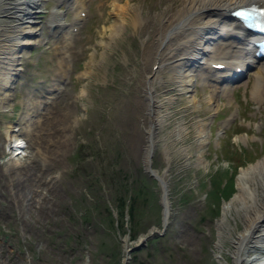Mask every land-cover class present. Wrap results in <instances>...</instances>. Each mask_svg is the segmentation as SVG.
Segmentation results:
<instances>
[{
	"label": "rangeland",
	"instance_id": "rangeland-1",
	"mask_svg": "<svg viewBox=\"0 0 264 264\" xmlns=\"http://www.w3.org/2000/svg\"><path fill=\"white\" fill-rule=\"evenodd\" d=\"M170 4L176 8L179 1L87 0L84 21L74 30L70 45L65 41L76 18L73 0H44L32 10L38 11L32 16L38 25L36 44L22 48L20 70L13 76L8 100L0 104V264H112L115 238L118 264H124L125 241L134 246L151 230L156 231L154 237L132 254L136 256L129 264H234L233 242L243 230V212L235 203L226 214L224 208L238 193L240 171L264 158V82L252 96L255 74L264 61L230 92L219 86L213 105L207 102L211 89L204 84L215 83L201 79L202 68H197L188 93L186 89L182 96H176L179 90L163 94V99L177 100L168 111L170 120L157 134L162 141L151 162L159 175L169 168L165 178L171 215L163 232V191L144 162L146 129L141 117L147 112L142 91L151 67L149 28L147 24L134 28L130 15L138 9L142 17L154 16ZM151 6L156 10L150 11ZM210 57L207 53L195 59L207 62ZM198 62L191 64L195 68ZM192 99L197 106L185 111ZM181 123L187 134L171 142L173 156L166 159L163 139ZM199 123L203 124L200 137ZM10 145L21 146L17 151L22 154L15 157L17 147ZM180 151H184L181 156ZM231 166L239 167L228 174H236L234 194L211 204L207 201L211 176ZM100 176L109 183L118 177V184L130 187L145 177L155 181L159 206L155 202L143 225L149 228L137 239H131L128 214L126 231L116 223L115 234L104 232L108 225L101 221L100 208L90 219L80 218L88 186ZM106 183L110 200L114 185ZM111 208L117 220L112 204ZM158 236H162L159 245L148 249ZM259 248L249 253L259 259L253 264L264 262V242Z\"/></svg>",
	"mask_w": 264,
	"mask_h": 264
},
{
	"label": "bare ground",
	"instance_id": "bare-ground-1",
	"mask_svg": "<svg viewBox=\"0 0 264 264\" xmlns=\"http://www.w3.org/2000/svg\"><path fill=\"white\" fill-rule=\"evenodd\" d=\"M178 1L179 5L176 8L170 4L154 16L148 14L146 17H142L140 11L137 12L138 9L130 15L132 17L130 20L133 21L132 26L147 24L149 28V38L146 45L149 49L148 57L149 54L151 56V67L149 74L145 76L143 81L142 91L143 99L146 101L144 112H147L145 113L146 117L143 115L141 117L142 121H145L146 129L144 162L147 173L150 176L156 174L160 177L162 183H167L165 177L169 168L165 170L163 175H159L157 171L151 168V162L157 143L162 141L158 140L157 134L165 127L166 119L170 120L171 112L168 111L173 109L177 103L175 96L163 99V94L179 90L180 93H177L176 96H182L186 89V93H188V87L192 86L191 84L197 76V68H202L205 73L200 75L201 79H208L210 82L215 83L213 86L204 84V87L211 89L212 95L209 96L207 102L213 105L214 96L220 89L219 86L224 85L222 88H224L225 93L235 88L234 85L237 81L230 82L225 78L233 77L238 68L246 69L247 65L252 63L258 66L260 62L264 61L254 63L256 60L249 52L251 47L249 36L243 33L238 27L240 24L228 15V12L233 8L251 5L252 3L264 7V0ZM42 2L44 0H0V18L6 17L8 20L6 22L0 21V99L4 95V99L2 98L0 104L9 97L7 91L11 89L13 76L16 75V70H20L18 66L22 57V48H29L36 44V38L33 36L36 35L38 25H36L37 23L32 16L38 11L33 12L32 10L36 7L39 8ZM73 4L76 18L71 30L67 32L66 45L71 44L74 30L80 27L84 21L82 13L85 12L87 0H73ZM122 9V7L119 8L121 17L123 16ZM149 10L153 11L156 8L151 6ZM123 24L124 19L122 18L118 23V35L123 30ZM59 25L66 26L64 23ZM219 30L221 32H218ZM218 37L224 38L216 41ZM206 40H214L216 44L210 43L207 45ZM206 52L211 54L210 59L207 62H198L199 65L194 68L195 64H191V62H196L195 58L206 54ZM202 64H207V66L202 67ZM217 65H225L226 68L217 71ZM156 67L157 71H154ZM248 70L247 72H249ZM214 73L219 75L214 76ZM245 74L236 77H244ZM263 82L264 64L255 74L253 97L260 90ZM58 91L59 89H55V92ZM189 103L190 105L184 108L185 111L190 109L192 105L197 106L198 101L192 99ZM163 109H165V112ZM141 118L138 120L139 123L141 122L140 124H142ZM202 126V123L196 124L197 129H201L199 137L203 135ZM126 133L130 135L132 131L128 130ZM186 134L185 125L181 123L174 128L170 135L165 136L163 144L167 150L166 159H170L172 155V150L169 149L171 142L182 139ZM10 147L11 149L17 147L16 151L22 149L18 145H10ZM182 152L184 153V151H180V156ZM20 154L22 152L17 151L14 156L17 157ZM161 188L164 191L165 184L164 186L161 184ZM167 200H163V218L165 222L169 223L171 205ZM234 203L243 212L244 220L243 230L236 235L233 242L234 264H253L259 259H252L249 253L261 249L259 244L264 242V158L255 165L240 171L238 193L230 206L224 208V214L228 212L229 207H233ZM130 247L131 244L125 241L126 253Z\"/></svg>",
	"mask_w": 264,
	"mask_h": 264
},
{
	"label": "trees",
	"instance_id": "trees-1",
	"mask_svg": "<svg viewBox=\"0 0 264 264\" xmlns=\"http://www.w3.org/2000/svg\"><path fill=\"white\" fill-rule=\"evenodd\" d=\"M228 154V150L226 155ZM228 157V156H227ZM233 158L229 159L232 160ZM239 167L231 166L229 169L225 171L218 170L215 174L211 176V190L207 194V201H210L211 204L220 198L230 199L235 191V176L236 174H232L228 176L231 169L236 172ZM225 173L227 176H225ZM226 177V178H224ZM118 178V177H117ZM117 178L113 177L111 179V183L108 182V179L105 177V180L100 177H95L92 180V183L88 186V192L86 194V200L82 215L80 218L90 219L93 217V213L97 209H101V215L103 219L101 221L106 220V225L103 228L105 233H113L115 234L116 223L117 228L121 231H126V214L129 215V224H131V239L135 240L139 237L141 233L147 231L149 226L143 227L145 224V220L147 216L153 212L155 207V202L157 206H159V199L153 192L154 180H150L148 178H142L141 180L135 181L133 187H130L128 184H122L117 182ZM107 179V180H106ZM107 182V183H106ZM107 185L112 184L113 188L110 192V200H107L106 197V187ZM92 185L97 186L98 193L94 190ZM207 186V185H206ZM158 199V200H157ZM156 200V201H155ZM113 208L117 211V220L113 216V209L111 208V204ZM214 204V205H215ZM219 209V205L216 207ZM127 212V213H126ZM161 221L160 216H158L157 224L159 225ZM116 242L112 244L111 258H113L114 262L112 264H118L120 260H117L116 250L119 247L118 239ZM159 241H162V236H158L155 240L149 242L148 249L150 246H158ZM117 244V248H116ZM137 254V253H136ZM136 255H133V259H135ZM145 264V263H144Z\"/></svg>",
	"mask_w": 264,
	"mask_h": 264
},
{
	"label": "water",
	"instance_id": "water-1",
	"mask_svg": "<svg viewBox=\"0 0 264 264\" xmlns=\"http://www.w3.org/2000/svg\"><path fill=\"white\" fill-rule=\"evenodd\" d=\"M151 176L154 177L159 183L163 184V186L165 184V190L163 191V194H162V197H161V201H160L161 206H163V200L164 199H166V200L168 199V185H167L166 182L162 183L160 177H158L156 174H154V175L152 174ZM166 190H167V192H166ZM163 214H164V206H163ZM162 226H163L162 231L165 232L166 229H167V226H168V222H165L164 218H162ZM155 233H156V231L151 230L149 232V234L143 235V237H140L137 240L136 244L134 246H131L128 249L127 253L125 252L126 253V259H125L124 264H129V262H130V260L132 258V254L137 252V251L142 250L147 245V239L148 238H153ZM127 240H129V236H127ZM132 244H134V243H132Z\"/></svg>",
	"mask_w": 264,
	"mask_h": 264
}]
</instances>
